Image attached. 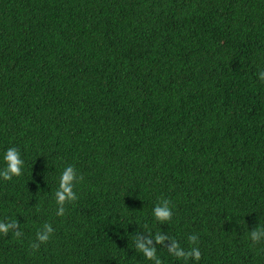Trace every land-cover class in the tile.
I'll list each match as a JSON object with an SVG mask.
<instances>
[{"label":"trees","instance_id":"16d2710c","mask_svg":"<svg viewBox=\"0 0 264 264\" xmlns=\"http://www.w3.org/2000/svg\"><path fill=\"white\" fill-rule=\"evenodd\" d=\"M261 71L264 0H0V264H264Z\"/></svg>","mask_w":264,"mask_h":264},{"label":"clouds","instance_id":"9594fccd","mask_svg":"<svg viewBox=\"0 0 264 264\" xmlns=\"http://www.w3.org/2000/svg\"><path fill=\"white\" fill-rule=\"evenodd\" d=\"M259 78L264 80V71L259 73ZM3 161L5 162V167L3 171H0V177L4 179H11L13 175H20L23 160L20 158V153L15 147H11L5 150L3 155ZM77 179L76 171L72 166H67L60 176L59 189L55 193L56 201L58 205H63L64 202L72 201L76 199V194L73 191L74 181ZM60 214L63 213V207L59 209ZM153 215L156 220L160 222L168 221L172 215V211L168 206L167 202H163L153 209ZM11 226L0 222V233H6ZM53 232L50 225H45L42 231L37 232V239L43 243L50 238ZM250 238L255 242H259L264 239V227H258L250 232ZM165 239H170L172 241L171 246L168 247V251L177 259L186 260L191 257L193 260L198 261L200 258V251L197 247H192L190 251H185L176 240L171 237H165L160 234H156L155 240L157 243H162ZM189 240L193 243L196 242L197 237L192 235ZM146 244H151V241L147 242H137V249L141 251L144 257L150 261H154V264H161L160 258L156 254V249L154 247L146 246ZM38 247V245H35Z\"/></svg>","mask_w":264,"mask_h":264},{"label":"bare ground","instance_id":"6f19581e","mask_svg":"<svg viewBox=\"0 0 264 264\" xmlns=\"http://www.w3.org/2000/svg\"><path fill=\"white\" fill-rule=\"evenodd\" d=\"M35 68V67H34Z\"/></svg>","mask_w":264,"mask_h":264}]
</instances>
